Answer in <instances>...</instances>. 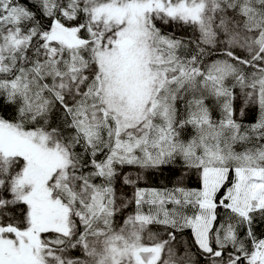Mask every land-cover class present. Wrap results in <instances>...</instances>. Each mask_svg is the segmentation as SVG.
Masks as SVG:
<instances>
[{
  "label": "snow or ice",
  "instance_id": "obj_1",
  "mask_svg": "<svg viewBox=\"0 0 264 264\" xmlns=\"http://www.w3.org/2000/svg\"><path fill=\"white\" fill-rule=\"evenodd\" d=\"M261 225L264 0H0V264H264Z\"/></svg>",
  "mask_w": 264,
  "mask_h": 264
},
{
  "label": "trees",
  "instance_id": "obj_2",
  "mask_svg": "<svg viewBox=\"0 0 264 264\" xmlns=\"http://www.w3.org/2000/svg\"><path fill=\"white\" fill-rule=\"evenodd\" d=\"M252 117V113H249V119H251ZM163 180V177H153L150 179L149 183L152 185V186H157L161 181ZM258 232L260 231H264V225H261L258 229H257Z\"/></svg>",
  "mask_w": 264,
  "mask_h": 264
}]
</instances>
